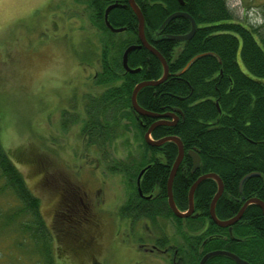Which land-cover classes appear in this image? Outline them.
<instances>
[{
  "label": "trees",
  "instance_id": "trees-1",
  "mask_svg": "<svg viewBox=\"0 0 264 264\" xmlns=\"http://www.w3.org/2000/svg\"><path fill=\"white\" fill-rule=\"evenodd\" d=\"M87 1L94 21L107 33L102 68L95 76V84L105 88L84 100V118L64 111L61 124L65 130L79 119L81 134L87 143L102 147L131 128L143 136L155 121L137 115L130 97L138 83L158 80L162 66L154 55L140 47L127 56L128 67L139 71L126 72L121 64L122 53L129 45L139 43L137 20L127 0ZM134 1L143 16L146 40L168 65L166 80L140 89L136 101L148 112L177 115L174 125H160L151 132L153 140L173 136L183 146L184 156L172 182L175 206L179 211L187 210L188 191L205 174L216 175L223 185L222 195L215 204L220 218H232L249 199L264 203V24L254 26L237 21L226 0ZM112 4L116 7L109 11L107 20L113 28H123L118 33L109 31L103 21L106 7ZM176 12L186 13L195 22V32L188 41L161 38L188 33L190 23L185 17L173 18L158 32L163 21ZM144 148L145 156L140 161H115L107 170L127 176L134 197H137L136 190L142 194L155 193L154 204L143 202L138 216L147 212L154 223L156 216L179 222L166 200L176 145L170 141L158 147L144 143ZM188 151L199 156L198 169H192ZM251 173L258 175L247 178L239 192L240 180ZM216 189V182L211 178L196 187L193 205L199 213L197 221L208 219L209 204ZM0 202V239H8L7 246L0 251V264H56L40 199L29 189L1 141ZM128 210V205L121 208L123 215ZM238 221L246 226H231L229 239L224 228L208 226L199 235L198 226H186L184 240L178 247L185 264H197L204 252L219 249L229 250L250 264H264V217L260 208L249 204ZM208 235L214 237L199 251ZM211 262L236 264L224 257L212 258L208 264Z\"/></svg>",
  "mask_w": 264,
  "mask_h": 264
},
{
  "label": "rangeland",
  "instance_id": "rangeland-1",
  "mask_svg": "<svg viewBox=\"0 0 264 264\" xmlns=\"http://www.w3.org/2000/svg\"><path fill=\"white\" fill-rule=\"evenodd\" d=\"M226 2L237 21L264 24V0ZM106 36L87 0H0V141L40 198L47 224L54 195L42 187L43 175H97L106 182L107 194L122 199L132 184L107 166L145 156L143 136L134 128L102 147L87 143L79 119L62 128V112L84 118L87 97L105 88L95 84V76L102 68ZM167 222V232L174 236V220ZM6 240L0 239V251ZM56 251V264H86L76 257L59 258ZM102 255L104 264H134L142 258L144 264H168L155 254L128 255L124 246L110 247L106 241Z\"/></svg>",
  "mask_w": 264,
  "mask_h": 264
},
{
  "label": "flooded vegetation",
  "instance_id": "flooded-vegetation-1",
  "mask_svg": "<svg viewBox=\"0 0 264 264\" xmlns=\"http://www.w3.org/2000/svg\"><path fill=\"white\" fill-rule=\"evenodd\" d=\"M83 177L81 175L51 177L43 175L42 181L40 180L44 190L54 195L50 222L46 223V226L49 227L54 250L56 249L59 253L58 257L67 259V261L76 257L86 264H104L101 257L106 241L110 247L119 246L122 248L124 246L125 253L128 255L155 254L159 259L166 260L168 264H185L179 254L178 247L184 240L182 235L185 234L186 226H198L199 235H203L208 226L219 227L211 221L210 217L197 221L199 213L194 208L193 213L188 217L178 218L179 222L174 221L172 226H175L173 229L175 235L173 236L167 232L171 226L167 220L156 216V223H154L147 212L138 216L141 211L139 206L143 202H146L147 205L154 204V192L142 194L136 190L137 197H134V194L130 192L120 199L111 193L107 194L109 188L106 182L97 175L86 176V179ZM128 184L131 185V181L128 180ZM136 186L138 185L136 184ZM132 195L133 199H131ZM241 198L243 199V197ZM226 200L229 203L228 195ZM126 205L129 207L128 214L123 215L121 208ZM186 211L180 212L185 213ZM217 214L215 211L219 220L231 219L229 216L225 219L220 218ZM187 219L196 221L189 223L186 221ZM238 222L220 227L226 230L227 239H229L230 233L229 226H246V224ZM140 227L146 230L145 236L141 234ZM122 236L125 238L123 239ZM213 237L212 235L205 236L199 251H202L205 243ZM211 251L214 250H208L203 255ZM143 260V258L140 261L134 260V264H144L145 260ZM210 264L215 263L211 262Z\"/></svg>",
  "mask_w": 264,
  "mask_h": 264
},
{
  "label": "water",
  "instance_id": "water-1",
  "mask_svg": "<svg viewBox=\"0 0 264 264\" xmlns=\"http://www.w3.org/2000/svg\"><path fill=\"white\" fill-rule=\"evenodd\" d=\"M178 1H179V3H181V0H178ZM127 4L131 8V10L134 13L136 20H137V36H138L139 43L136 45H129L123 51L122 58H121V64H122L123 69L129 73H135V72L139 71V69H130L128 67L127 56L129 54V52H131L134 49L140 48V47H144L148 52H150L152 55H154L158 59V61L160 62L161 66H162V76L158 80H156V81H143V82H140L137 85H135V87L133 88L132 93H131L130 102H131V107H132L133 111L137 115L143 116V117H150V118L155 119V121L148 127V129L145 131V133L143 135V140L148 146L158 147V146H160L163 143L168 142V141L173 142L176 145L177 155H176V158H175V160L172 164V167L170 169V173H169V177H168L167 185H166L167 204H168V207L171 210L172 214L177 218H184V217H188L189 215H191L193 213V209H194L193 194H194L196 187L198 186V184L201 181H203L207 178H211L216 182L217 189H216L215 195L213 196V198L209 204V217H210L211 221H213L219 227H226L227 225H232L235 222H237L241 218L243 211L245 210V208L249 204L257 205L260 208L262 215L264 217V203L261 202L260 200L256 199V198H252V199L247 200L242 205V207L240 208L238 213L233 218H231L227 221L219 220L215 215L214 207H215L216 201L219 199V197L221 196V194L223 192V185H222L219 177H217L214 174L202 175L192 184V186L190 187V189L188 191V208H187V211L185 213L180 212L177 209V207L175 206L173 196H172V182H173V178L176 174V171L178 169V166L180 165V163L183 159V156H184L183 146H182L181 141L178 138L173 137V136H167V137L161 138L159 140H153L151 138V132L157 126H160V125H168V126L174 125L177 121V115L174 112L173 113H162V114H156V113L148 112V111L142 109L136 101V95L140 89H142L143 87H146V86H156V85H158V84H160L166 80L167 75H168V65H167V62L165 61V59L160 55V53L146 40V38L144 36V29H143L144 28L143 16L140 12L139 7L135 3V1L134 0H127ZM115 7H116V4H112V5H109L106 7V9L104 11V15H103V21H104L106 28H108L109 31H111L113 33H118V32L123 31V28H120V29L113 28L107 20V16H108L109 11ZM175 17L187 18L189 23H190V31L184 35H175V36L163 35V36H161V38H166L169 40L180 41V42L188 41L193 36L195 29H196V25H195L194 20L189 15H187L186 13L176 12V13H173L170 16H168L163 21V23L160 25L158 32L159 33L162 32V30L165 28V26L168 24V22ZM188 155L191 157L193 169H197V167L199 166V162H200L199 156L193 151H188ZM143 171L144 170H142L136 178V184L137 185L139 183V179H140ZM255 175H258V174L257 173H251V174L244 176L240 180L239 187H238L239 192H241L243 182L247 178H249L251 176H255ZM230 227L231 226H229V231H230ZM213 257H225V258L232 260L236 264H250L249 262L239 258L237 255H235L229 251H225V250H214V251L205 253L201 257V259L199 260L198 264H206V262Z\"/></svg>",
  "mask_w": 264,
  "mask_h": 264
}]
</instances>
